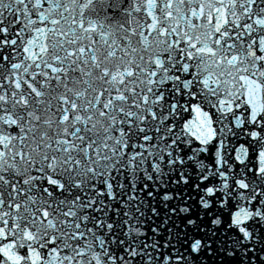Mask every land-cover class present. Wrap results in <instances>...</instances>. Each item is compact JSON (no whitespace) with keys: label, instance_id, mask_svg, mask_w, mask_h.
Masks as SVG:
<instances>
[{"label":"snow or ice","instance_id":"6c2138e0","mask_svg":"<svg viewBox=\"0 0 264 264\" xmlns=\"http://www.w3.org/2000/svg\"><path fill=\"white\" fill-rule=\"evenodd\" d=\"M0 264H264V0H0Z\"/></svg>","mask_w":264,"mask_h":264}]
</instances>
